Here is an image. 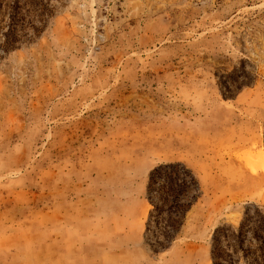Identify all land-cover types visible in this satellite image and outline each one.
Instances as JSON below:
<instances>
[{
  "label": "rangeland",
  "instance_id": "obj_1",
  "mask_svg": "<svg viewBox=\"0 0 264 264\" xmlns=\"http://www.w3.org/2000/svg\"><path fill=\"white\" fill-rule=\"evenodd\" d=\"M263 219L264 0H0V264H264Z\"/></svg>",
  "mask_w": 264,
  "mask_h": 264
},
{
  "label": "trees",
  "instance_id": "obj_2",
  "mask_svg": "<svg viewBox=\"0 0 264 264\" xmlns=\"http://www.w3.org/2000/svg\"><path fill=\"white\" fill-rule=\"evenodd\" d=\"M180 187H181L182 190L185 188L184 185H181ZM185 189H186L185 192H187V187ZM259 223H263V225L260 228H261V233L264 234V219L262 221H260ZM262 241H264V239H262Z\"/></svg>",
  "mask_w": 264,
  "mask_h": 264
}]
</instances>
